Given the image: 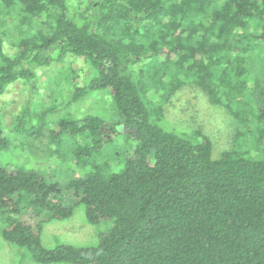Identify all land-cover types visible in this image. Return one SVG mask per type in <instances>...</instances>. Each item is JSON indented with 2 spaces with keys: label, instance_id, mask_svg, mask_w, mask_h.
<instances>
[{
  "label": "trees",
  "instance_id": "1",
  "mask_svg": "<svg viewBox=\"0 0 264 264\" xmlns=\"http://www.w3.org/2000/svg\"><path fill=\"white\" fill-rule=\"evenodd\" d=\"M85 1L72 13L69 0H0V16L19 14L24 35L10 54L0 30V95L17 82L29 87L9 134L0 118V152L17 146L12 134L26 143L46 135L57 154L69 142L76 163L48 176L0 164L4 238L40 264H264V56L248 60L264 45V0ZM69 56L95 74L79 86L70 78L66 105L104 90L112 122L73 114L55 116L52 128L58 102L35 104L38 68ZM181 74L241 119L230 149L216 153L202 131L163 125ZM117 135L125 144L109 156ZM67 189L91 224H110L97 244L46 247L41 225L24 218L72 217Z\"/></svg>",
  "mask_w": 264,
  "mask_h": 264
},
{
  "label": "rangeland",
  "instance_id": "2",
  "mask_svg": "<svg viewBox=\"0 0 264 264\" xmlns=\"http://www.w3.org/2000/svg\"><path fill=\"white\" fill-rule=\"evenodd\" d=\"M85 2V0H69L72 13H77L78 10L85 8ZM11 15L0 16V30L4 33L6 51L13 54L17 49L15 46L19 39L24 35L21 36L18 30L19 26L16 24L19 14L14 12ZM253 46H257L256 43H253ZM262 46V49L250 52L248 60L254 65L263 63L264 45ZM138 65L144 64H137L136 69H138ZM58 70L67 72L69 76L62 72L54 74ZM38 73L42 78L39 83V94L35 97V104H41V100L48 104H57L56 102H58L54 117H51L52 128L57 125L56 117L58 119L73 114L80 116L91 113L100 116L107 122L113 121L112 100L104 90L91 92L83 99L66 105L70 104L74 89L73 85L68 83L70 78L76 77L77 81H74V84L79 86L95 74L92 65L83 58L69 56L63 62H54L50 66L38 68ZM178 78L185 82L178 85L177 90L168 97L169 99L164 104L163 125L190 134L202 131L212 139L216 153L230 149L234 144L236 134L243 129L241 119L222 103L214 102L200 86L192 81H186L183 74ZM255 79V76L250 73L247 77L248 87H252ZM28 94V85L17 82L0 95V118L4 122L3 129L6 133H10L9 127L19 109L24 105ZM11 138L17 146L0 152V164L25 165L47 176L52 173L59 175L60 172L72 169L71 167L76 165L69 149V142H65L61 153L57 154L55 145L48 142L46 135L28 143H26L27 139L24 135L12 134ZM124 144L123 135L115 136L112 147L109 148V156L115 152L114 150L118 146ZM66 177L68 176L66 175ZM56 178L59 179L58 176ZM65 196L66 203L74 208L72 217L61 220L53 218L49 212L38 213L30 210L24 218L41 225V238L46 247H54L59 243L76 246L97 244L101 234L108 230L110 224L104 221L91 224L87 219L85 206L80 203V197L76 196L72 189H67ZM4 219L0 215V264H40L33 260L27 249L16 246L4 238L2 233L5 225Z\"/></svg>",
  "mask_w": 264,
  "mask_h": 264
}]
</instances>
